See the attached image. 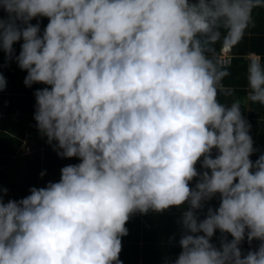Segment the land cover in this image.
<instances>
[{
  "label": "clouds",
  "instance_id": "9594fccd",
  "mask_svg": "<svg viewBox=\"0 0 264 264\" xmlns=\"http://www.w3.org/2000/svg\"><path fill=\"white\" fill-rule=\"evenodd\" d=\"M261 5L0 0L5 60L26 71V87L45 85L33 93L36 128L59 157L79 160L20 199L0 189V264H123L130 215L185 202L170 264H264V152L250 158L241 100L217 99L228 71L216 50L229 53ZM37 18H47L43 30ZM249 57L244 103L264 106V58ZM245 238L260 244L244 254Z\"/></svg>",
  "mask_w": 264,
  "mask_h": 264
},
{
  "label": "crops",
  "instance_id": "0c3cea01",
  "mask_svg": "<svg viewBox=\"0 0 264 264\" xmlns=\"http://www.w3.org/2000/svg\"><path fill=\"white\" fill-rule=\"evenodd\" d=\"M4 13L0 10V16H3ZM261 15L263 16L261 18ZM41 23V30L47 24V18H37ZM37 19H33L31 22L36 23ZM262 37V38H261ZM243 38H246V47H256L257 50L251 49L244 57L246 59V69L247 63L249 60L250 53H256L264 58V5L254 7L251 13V22L249 27L245 30V34ZM241 39L242 43L244 39ZM20 43L22 41L16 42L13 47L15 49V54L19 53ZM218 53L217 58L221 52L220 45H217ZM230 54L233 55L234 48L230 46ZM259 49V50H258ZM233 50V51H232ZM228 53V52H227ZM229 64V63H228ZM223 64V65H228ZM0 74H2L7 81L6 87L3 90H0V151H10L14 146L15 154L8 161L7 164H3L0 166V189H7V193L4 194V200L8 199H20L29 194V188L32 186L43 187L48 181H58L59 180V170L61 167L68 164H76L79 163L78 158L72 157L70 160H62L58 157V155H53V160L51 162L62 161V163L58 164V166L50 167V162L47 164L49 168L46 169L47 173L42 177L40 176L39 181L32 182L26 184L22 189L21 186L24 183V163L26 161H31V159L38 153L44 151V147H47L51 151H54L52 146L46 142V137H43L39 131L36 130V122L33 119V113L35 110V98H34V90L37 88L45 87L43 84L34 83L31 87H26L23 83L24 76L26 75V71L21 70L14 60H5V54L2 50H0ZM245 80H246V72H245ZM227 78L224 77L222 80V84L224 88H228ZM224 90L227 93V90ZM236 89H243L247 92V80L244 86H237ZM221 93L218 94V97H221ZM246 93L242 96V103H244ZM246 109L245 119H248V111H255V107L264 110V106L257 103H244ZM256 113V111H255ZM258 113L257 115H259ZM257 120H262L261 116H255ZM36 130L35 134L32 135ZM255 129L249 128V134L253 140V147L258 143L257 132ZM262 137L264 139V132L262 131ZM20 141L18 146L15 145V141ZM5 143L3 146L2 144ZM258 147V145H257ZM255 149V148H254ZM49 151V150H46ZM257 151V149H256ZM26 154L28 156H26ZM196 168L200 170L199 162L196 164ZM196 183V178L189 182L190 187H194ZM166 215H171V217L177 219L172 212H165ZM144 214L138 212L130 215L129 220L126 222L125 227L128 232L127 235L121 238L122 240V248L119 253V259L123 262V259L129 252H127V244H132L135 242V237L137 233V228L143 231V227L145 226V218ZM125 243V244H124ZM131 248V247H129ZM132 248L130 249V251ZM129 251V249H128ZM170 263L171 259H164Z\"/></svg>",
  "mask_w": 264,
  "mask_h": 264
},
{
  "label": "trees",
  "instance_id": "16d2710c",
  "mask_svg": "<svg viewBox=\"0 0 264 264\" xmlns=\"http://www.w3.org/2000/svg\"><path fill=\"white\" fill-rule=\"evenodd\" d=\"M263 16L261 15V18ZM262 38V37H261ZM243 42L237 43L234 48L233 55L230 56V63L228 65H223L227 71L228 75L225 76L227 78V82H224L229 86L227 89V93L224 90L221 91V97H217V99L221 103L230 104L235 99H240L242 101V96L246 93L243 89H236L237 86H244L246 84L245 80V72H246V59L244 54H246L249 50L254 49L257 50L256 47H246V38H243ZM218 53V47H216ZM259 50V49H258ZM233 51V50H232ZM39 84V83H38ZM242 115L246 116V109L244 103H242ZM256 111H248L249 118L246 119L248 124L250 125V129H255L258 134V143L254 145V148L257 149L252 156L250 157L253 161H255L258 156L264 152V139L262 137V131L264 132V110L255 107ZM260 113L259 115H257ZM255 116H261L262 120H257ZM37 130V128H36ZM33 132V136L36 135ZM38 131V130H37ZM5 143L2 144V146ZM20 141H15V145L18 146ZM258 145V147H257ZM16 147L10 149V151H0V166L3 164H7L8 161L14 156ZM41 153L38 152L31 161H26L24 163V183L21 186V189L29 183L33 181H39L40 173H47L46 169H51L47 165L50 162V167L58 166V164L62 163V161L51 162L54 158L53 155H57L56 151H51L47 147H44ZM49 150V151H46ZM53 152V155H52ZM26 156H28L26 154ZM59 157V156H58ZM61 158V157H59ZM62 160H70V158H61ZM64 160V162H65ZM199 162V161H198ZM197 162V163H198ZM219 205V196L218 194L214 196L212 199L206 201L204 203V207L202 209L196 210L197 215L200 219H203L206 215L207 209L209 207L215 209ZM188 204L185 202L179 206H170L168 209L162 211H154L149 210L144 214L145 218V226L143 227V231L137 228V233L135 237V242L132 244L128 243L127 247V256L123 259V264H170L164 259L174 260L181 251L179 245V239L181 235L184 233L185 229L182 226V216L185 210H187ZM165 212H172L177 219L171 217V215H166ZM138 214V212H135ZM228 240H231L232 237L230 234H224ZM221 233L219 230H216L213 237L211 238V242L215 244L217 247L219 246ZM125 244V243H124ZM260 244L259 240H252L249 242L247 238H245L241 244L242 253L246 254L248 250H255ZM132 250L130 251L131 248Z\"/></svg>",
  "mask_w": 264,
  "mask_h": 264
},
{
  "label": "built area",
  "instance_id": "2783aa9c",
  "mask_svg": "<svg viewBox=\"0 0 264 264\" xmlns=\"http://www.w3.org/2000/svg\"><path fill=\"white\" fill-rule=\"evenodd\" d=\"M222 49V48H221ZM220 58L219 60L222 62V63H229L230 62V56L231 54L230 53H227L225 51L222 52V54L219 55Z\"/></svg>",
  "mask_w": 264,
  "mask_h": 264
},
{
  "label": "bare ground",
  "instance_id": "6f19581e",
  "mask_svg": "<svg viewBox=\"0 0 264 264\" xmlns=\"http://www.w3.org/2000/svg\"><path fill=\"white\" fill-rule=\"evenodd\" d=\"M222 52H223V50H221L220 54H222ZM220 54H219V55H220ZM219 58H220V56L218 57V59H219ZM229 63H230V62H229ZM223 64H228V63H223Z\"/></svg>",
  "mask_w": 264,
  "mask_h": 264
},
{
  "label": "rangeland",
  "instance_id": "374dc122",
  "mask_svg": "<svg viewBox=\"0 0 264 264\" xmlns=\"http://www.w3.org/2000/svg\"><path fill=\"white\" fill-rule=\"evenodd\" d=\"M224 49H225V47L222 48V50H224Z\"/></svg>",
  "mask_w": 264,
  "mask_h": 264
}]
</instances>
